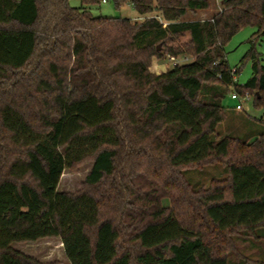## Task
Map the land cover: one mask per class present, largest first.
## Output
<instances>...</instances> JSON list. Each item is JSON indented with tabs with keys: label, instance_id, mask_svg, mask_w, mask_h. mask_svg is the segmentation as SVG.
Returning a JSON list of instances; mask_svg holds the SVG:
<instances>
[{
	"label": "trees",
	"instance_id": "1",
	"mask_svg": "<svg viewBox=\"0 0 264 264\" xmlns=\"http://www.w3.org/2000/svg\"><path fill=\"white\" fill-rule=\"evenodd\" d=\"M70 1L0 0V264H43L13 245L56 237L69 264H264V130L217 135L234 91L264 110V0L191 22L209 0H79L129 2L137 19ZM246 27L252 77L238 85L226 46ZM186 34L192 63L151 73L160 43ZM89 160L86 190L61 192ZM210 164L226 177L193 188L185 172Z\"/></svg>",
	"mask_w": 264,
	"mask_h": 264
},
{
	"label": "rangeland",
	"instance_id": "2",
	"mask_svg": "<svg viewBox=\"0 0 264 264\" xmlns=\"http://www.w3.org/2000/svg\"><path fill=\"white\" fill-rule=\"evenodd\" d=\"M209 1L210 7L206 9V11L190 12L183 18V21H206V19H211L213 16L222 11L221 8L223 0ZM70 5L73 8L78 9L84 7L96 18L113 17L137 19V17H139V14L136 13L129 2L120 9L116 8L114 2L102 3L96 6H85L79 0H71ZM152 16H156V14H152L151 17ZM256 32L257 28L246 27L238 32V34L234 36L226 46V53L230 67L234 69L238 66L241 69L239 75L237 76L238 85L245 84L252 77V64L250 62L242 64L241 62L244 59L245 54L251 49ZM189 41L190 35L186 34L183 37L176 38V40L169 43L167 46L160 43V50L158 52H162L163 55L160 59L155 57L152 58V64L150 67L151 73L161 75V73L174 68L175 65L169 59L171 56L169 48L171 47L183 51L181 54L177 55L178 57H181L182 59L189 58L190 61L194 60L195 58L191 57L190 53L185 48V45L190 43ZM257 50L259 53L264 55V38L260 39V42L257 44ZM226 104L229 108V114L231 116L229 115L227 121L219 126L217 130L218 136L222 138L225 136H233L249 140L257 135V131L252 132L250 135L248 134L250 132L249 122L257 124L259 132L264 130V124L257 122L264 119V110H255L253 101L246 105V112H238L235 109L237 103L232 101L230 97L226 100ZM237 116L240 118H237ZM234 127H236L237 130L234 129ZM213 138L216 137L214 136ZM92 165L93 161L89 160L73 169L65 170L59 184V190L66 193H78L86 190L87 186H85V182ZM226 175L227 171L225 167L217 164H210L198 168L195 167L185 172V177L193 188H209L212 184V180L224 179ZM168 202L169 201L165 200L164 203L167 205ZM61 243V239L56 237L52 239H43L38 243L15 244L13 246L16 250L21 251L24 254L26 253L43 264H69L65 250L63 246H61ZM237 245L247 256H256L257 253L255 249L252 248L251 244H243L239 242Z\"/></svg>",
	"mask_w": 264,
	"mask_h": 264
},
{
	"label": "built area",
	"instance_id": "3",
	"mask_svg": "<svg viewBox=\"0 0 264 264\" xmlns=\"http://www.w3.org/2000/svg\"><path fill=\"white\" fill-rule=\"evenodd\" d=\"M105 3H107L105 1ZM169 59L171 62L176 66V65H182V64H188L192 63L189 58H181V57H172L170 56ZM234 75L237 73L235 70H233ZM234 83H237V76L234 77ZM231 100L237 103L236 110L238 112H246V105L253 101V96L250 95V93H245V94H239L238 92L234 91L231 96Z\"/></svg>",
	"mask_w": 264,
	"mask_h": 264
},
{
	"label": "water",
	"instance_id": "4",
	"mask_svg": "<svg viewBox=\"0 0 264 264\" xmlns=\"http://www.w3.org/2000/svg\"><path fill=\"white\" fill-rule=\"evenodd\" d=\"M160 50V47L158 48V51Z\"/></svg>",
	"mask_w": 264,
	"mask_h": 264
}]
</instances>
